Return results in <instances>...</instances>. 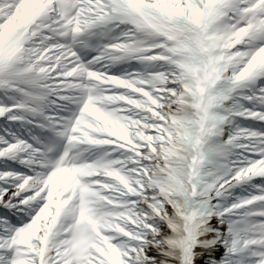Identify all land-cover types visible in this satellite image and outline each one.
<instances>
[{"label":"snow or ice","instance_id":"obj_1","mask_svg":"<svg viewBox=\"0 0 264 264\" xmlns=\"http://www.w3.org/2000/svg\"><path fill=\"white\" fill-rule=\"evenodd\" d=\"M0 264H264V0H0Z\"/></svg>","mask_w":264,"mask_h":264}]
</instances>
